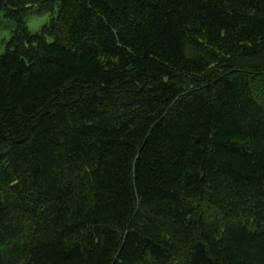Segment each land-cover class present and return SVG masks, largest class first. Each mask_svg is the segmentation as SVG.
<instances>
[{
    "label": "trees",
    "instance_id": "16d2710c",
    "mask_svg": "<svg viewBox=\"0 0 264 264\" xmlns=\"http://www.w3.org/2000/svg\"><path fill=\"white\" fill-rule=\"evenodd\" d=\"M0 11V264H264V0Z\"/></svg>",
    "mask_w": 264,
    "mask_h": 264
},
{
    "label": "rangeland",
    "instance_id": "374dc122",
    "mask_svg": "<svg viewBox=\"0 0 264 264\" xmlns=\"http://www.w3.org/2000/svg\"><path fill=\"white\" fill-rule=\"evenodd\" d=\"M50 14H37L33 13L27 17V25L32 32H37L41 27L50 20ZM15 28V22L7 17L0 11V55L7 49L12 31Z\"/></svg>",
    "mask_w": 264,
    "mask_h": 264
}]
</instances>
